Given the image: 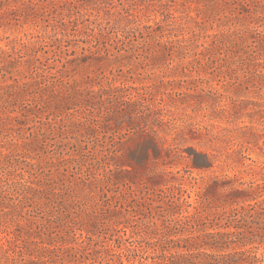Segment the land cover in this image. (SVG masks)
Listing matches in <instances>:
<instances>
[{
	"label": "rangeland",
	"instance_id": "obj_1",
	"mask_svg": "<svg viewBox=\"0 0 264 264\" xmlns=\"http://www.w3.org/2000/svg\"><path fill=\"white\" fill-rule=\"evenodd\" d=\"M47 1L0 0V264H264L174 242L264 200V0Z\"/></svg>",
	"mask_w": 264,
	"mask_h": 264
},
{
	"label": "trees",
	"instance_id": "obj_2",
	"mask_svg": "<svg viewBox=\"0 0 264 264\" xmlns=\"http://www.w3.org/2000/svg\"><path fill=\"white\" fill-rule=\"evenodd\" d=\"M59 3L55 0H50L47 1L46 5L42 9H47L52 10V13H55L59 9ZM36 5H33V2H30L29 8L30 12L29 14H34V11H36ZM37 44V43H36ZM39 47V44H37ZM46 45L43 47H39V51H42L45 48ZM37 50H35L36 53ZM37 52V53H38ZM234 215L232 217H228L225 219V225L231 224V221L233 224L232 228L234 229L233 231H212V232H205L200 235L196 236H188L184 238H177L174 242H180L182 241L185 244V249L192 250L195 249L196 247H201V246H208L210 249L214 248L215 250H223L227 248L230 243H233V239H237L238 236H242V238L245 237V234L249 233L251 238L247 239H253V237L256 239L258 237L257 233L253 232L256 227L258 228L259 225H254L253 227L250 226L252 225V222L257 218V219H262L264 221V200L262 201H256L254 204L248 205L247 207H241L239 210H234L232 211ZM230 215V214H229ZM203 216V215H202ZM209 216H203L201 217L200 213L197 211V213L191 214L189 216L184 217V223H191L193 222V225L195 227L201 226L204 227L207 222L211 223L212 219L207 218ZM248 220V221H247ZM182 219H175V220H164L162 224V229L164 231H168L170 233V223L172 224H179ZM122 228L119 229V231L126 232L127 226H125L123 223H121ZM185 225V224H184ZM217 224H210L209 228H212L213 226H216ZM225 226L224 228H227ZM167 229V230H166ZM190 231V230H189ZM156 232V230H155ZM192 232V231H190ZM192 234V233H190ZM197 240H200V242ZM197 245V246H196ZM183 247V246H182ZM192 254L186 255L187 258H191ZM177 256V257H176ZM209 264H226L229 262L233 261L231 260V256L228 254H206ZM172 259H177L181 256L179 255H172L169 256ZM185 258V257H184Z\"/></svg>",
	"mask_w": 264,
	"mask_h": 264
}]
</instances>
